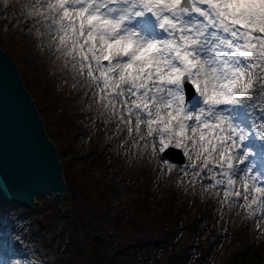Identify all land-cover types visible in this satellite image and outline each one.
<instances>
[{"label":"snow or ice","instance_id":"snow-or-ice-1","mask_svg":"<svg viewBox=\"0 0 264 264\" xmlns=\"http://www.w3.org/2000/svg\"><path fill=\"white\" fill-rule=\"evenodd\" d=\"M33 6L47 9L35 22L48 50L74 74L72 86L90 98L89 110L95 104L105 124L120 125L117 135L149 137L152 155L181 149L193 186L218 189L217 197L223 192L264 220V169L257 170L250 146L251 127L264 142V105L262 123L244 122L253 97L264 101V0H33Z\"/></svg>","mask_w":264,"mask_h":264},{"label":"rangeland","instance_id":"rangeland-1","mask_svg":"<svg viewBox=\"0 0 264 264\" xmlns=\"http://www.w3.org/2000/svg\"><path fill=\"white\" fill-rule=\"evenodd\" d=\"M32 4L0 0V45L20 68L59 149L67 193L62 208L44 198L37 209L0 203V251L7 264H94L87 244L104 257L98 264H227L252 247L258 253L254 258L261 259L253 264H264V220L225 200L223 192L217 197L218 189L193 186L190 162L181 149L174 148L185 158L182 165L164 153L152 155L149 137L117 135L120 125L105 124L95 104L89 110L90 98L78 83L72 86L74 74L64 71L63 62L48 50L43 25L35 20L25 24L35 15L42 20L47 11H35ZM262 105L254 96L245 124L262 123ZM251 131L255 142L250 146L257 153L251 159L261 170V130Z\"/></svg>","mask_w":264,"mask_h":264},{"label":"water","instance_id":"water-1","mask_svg":"<svg viewBox=\"0 0 264 264\" xmlns=\"http://www.w3.org/2000/svg\"><path fill=\"white\" fill-rule=\"evenodd\" d=\"M165 156L180 165L185 162L179 150L170 149ZM66 192L58 148L46 132L18 66L0 46V202L37 209L41 207L38 199L44 198L62 208ZM63 214L70 219L68 210Z\"/></svg>","mask_w":264,"mask_h":264},{"label":"trees","instance_id":"trees-1","mask_svg":"<svg viewBox=\"0 0 264 264\" xmlns=\"http://www.w3.org/2000/svg\"><path fill=\"white\" fill-rule=\"evenodd\" d=\"M89 251H90V248L94 251V253L96 254L95 255H92L93 258L95 259V262L96 264H98V261H101V263H103L104 261V257L103 258H100L102 257V255H98L95 250L89 245ZM92 250L90 251V253H92ZM258 255L257 251L252 247L249 249H245V251L243 253L240 254L241 258L239 257H236V258H233L231 260L228 261L227 264H242V259L244 260V264H253V262H259L261 263V259H258L256 260L254 257ZM118 255L116 254L115 257H117ZM117 264H120L119 262Z\"/></svg>","mask_w":264,"mask_h":264},{"label":"bare ground","instance_id":"bare-ground-1","mask_svg":"<svg viewBox=\"0 0 264 264\" xmlns=\"http://www.w3.org/2000/svg\"><path fill=\"white\" fill-rule=\"evenodd\" d=\"M33 5V4H32ZM30 7V6H29ZM29 7H28V9H29ZM36 7H38V6H34L33 7V9L35 10L36 9ZM37 10V9H36ZM35 10V11H36ZM33 14H36L35 12L33 13ZM33 14H30L29 13V15H28V17H31ZM35 17H39V16H37V15H35L33 18H31V20L30 19H28L27 21H25V24H30L31 22H33L35 19ZM40 19H41V17H40ZM2 253H4L3 251H0V264H7V260L5 259L6 257V255L4 256Z\"/></svg>","mask_w":264,"mask_h":264}]
</instances>
